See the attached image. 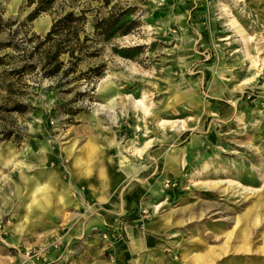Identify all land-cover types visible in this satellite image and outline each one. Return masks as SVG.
<instances>
[{
    "label": "rangeland",
    "instance_id": "rangeland-1",
    "mask_svg": "<svg viewBox=\"0 0 264 264\" xmlns=\"http://www.w3.org/2000/svg\"><path fill=\"white\" fill-rule=\"evenodd\" d=\"M31 10L0 0V264H260L264 0ZM67 12L87 40L47 77L22 56Z\"/></svg>",
    "mask_w": 264,
    "mask_h": 264
},
{
    "label": "trees",
    "instance_id": "trees-1",
    "mask_svg": "<svg viewBox=\"0 0 264 264\" xmlns=\"http://www.w3.org/2000/svg\"><path fill=\"white\" fill-rule=\"evenodd\" d=\"M55 0H23L26 7H32L31 12L26 17L27 21L36 19L41 13H47L51 10L52 4ZM105 2L107 0H104ZM84 18L79 15L75 16L73 12H67L66 14L57 18L51 25L50 30L46 33L42 41H37L33 45L29 55H23L22 58H28L32 56V53H39V60L41 62V70L43 75L47 77L56 76L60 69L62 62L58 57L61 54H67L70 59L78 60V56H75L76 52H82V42L78 38V30L83 23ZM16 22L10 19L3 20L0 14V31L5 28L10 29ZM118 24V18L114 15H110L108 18L96 23L95 30H100V34L109 35ZM29 42H32L30 39ZM81 54V53H80ZM0 64L1 60H0ZM33 64H24L20 67L19 71H14L13 74H23L34 69ZM67 72H65L66 74ZM18 108H21L18 107Z\"/></svg>",
    "mask_w": 264,
    "mask_h": 264
},
{
    "label": "bare ground",
    "instance_id": "bare-ground-1",
    "mask_svg": "<svg viewBox=\"0 0 264 264\" xmlns=\"http://www.w3.org/2000/svg\"><path fill=\"white\" fill-rule=\"evenodd\" d=\"M254 63V62H253ZM255 64V63H254ZM130 107L133 109V110H138V107H141L143 112L146 111V108L143 107V104L141 101H135V102H131L130 104ZM162 125V124H161ZM177 125L176 123H173L171 125V128H176ZM135 151V150H134ZM261 213H264V205L261 209ZM246 219V218H245ZM264 225V222L262 223ZM251 236V235H250ZM258 236H252L250 239H246L244 240L245 242V245L249 246L248 248L246 249H242V251L246 254H252V252L254 253L255 252V257H258L261 259V263L260 264H264V235L260 236V240H259V243H261V247L260 248H254V239L257 238ZM236 252H239L238 250H236ZM221 255V254H220ZM217 256H219V254H217ZM2 264V263H1Z\"/></svg>",
    "mask_w": 264,
    "mask_h": 264
},
{
    "label": "crops",
    "instance_id": "crops-1",
    "mask_svg": "<svg viewBox=\"0 0 264 264\" xmlns=\"http://www.w3.org/2000/svg\"><path fill=\"white\" fill-rule=\"evenodd\" d=\"M133 197V196H132ZM132 197H131V200H132ZM113 220H115V217L114 216H110L108 219H106L105 222H108V223H111ZM126 257L125 253H121L120 254V259H124ZM122 262H124V260H122Z\"/></svg>",
    "mask_w": 264,
    "mask_h": 264
}]
</instances>
